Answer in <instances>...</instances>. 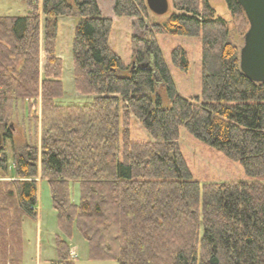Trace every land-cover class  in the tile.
<instances>
[{
	"label": "trees",
	"instance_id": "1",
	"mask_svg": "<svg viewBox=\"0 0 264 264\" xmlns=\"http://www.w3.org/2000/svg\"><path fill=\"white\" fill-rule=\"evenodd\" d=\"M25 1L26 16L0 17V172L15 179L0 189L2 264L21 262L24 219L38 216L41 183L50 188L60 232L71 238L77 228L91 260L264 264V183L201 186L178 143L185 128L239 162L248 176L264 177V83L242 74L229 23L216 17L209 0H169V19L153 23L149 39L133 38L135 68L109 47L112 21L101 15L96 0H43L44 72L39 7ZM224 2L231 16L249 28L237 0ZM148 12L146 0H115V15L137 18L141 28ZM61 17L77 22L74 85L82 96L94 97L89 106L55 103L64 96V63L54 50ZM157 34L201 37V100L179 95ZM172 60L188 70L183 48L173 50ZM39 97L41 152L28 144L13 149L10 160L8 123L18 104ZM131 118L151 141L132 140ZM73 186L79 190L78 204L72 201ZM56 242L58 258L49 264H75L68 243Z\"/></svg>",
	"mask_w": 264,
	"mask_h": 264
},
{
	"label": "rangeland",
	"instance_id": "2",
	"mask_svg": "<svg viewBox=\"0 0 264 264\" xmlns=\"http://www.w3.org/2000/svg\"><path fill=\"white\" fill-rule=\"evenodd\" d=\"M71 4L73 0H68ZM101 15L112 21V30L109 38V47L129 67L135 68L133 63L132 40L134 37L149 39V29L153 23L166 22L172 14L170 12L158 16L148 12L146 26L141 28L137 18L118 17L114 13L115 0H96ZM43 0H32L34 7H39L42 28H41V67L42 72L48 56L44 47V16L42 14ZM210 5L215 9L216 17L222 18L229 23L231 31V42L240 51L244 46V37L248 28L241 26L235 17L231 16L224 0H209ZM74 4V3H73ZM28 13L25 0H0V17H24ZM58 32L55 40V56L64 63L61 82L63 84L64 96L55 103L61 107H84L93 103L94 97H86L79 94L74 85L72 47L75 38L77 22L73 18L61 17L57 20ZM247 29V30H246ZM155 39L162 51L165 63L171 73L176 89L184 98H202V41L201 37L172 36L168 34H157ZM181 47L187 53L189 68L183 71L173 64L172 52L175 48ZM146 64L150 67L151 60L148 54L145 56ZM28 103V104H27ZM41 114L42 99H31L24 104H18L8 126L13 133V143L6 142L8 158L12 160L13 149L21 151L25 145L37 146L41 152ZM133 141L147 142L152 138L148 132L131 118ZM179 147L190 170L192 178L198 181L201 186L214 183H264V177L248 176L241 164L231 160L223 152L198 140L188 133L185 128L179 130ZM2 136H0V139ZM0 172V189L2 186L13 182L12 176H3ZM8 174H11L8 172ZM72 201L79 203V190L77 186L72 187ZM37 218L26 216L22 228V259L20 264H49L58 258L56 241L60 239L68 243L76 259L75 264H118L116 261L91 260L86 240L77 228H74L71 238H67L60 232L57 225V213L53 208L50 188L47 183L39 185ZM11 216L16 214L12 211ZM0 215V222H2ZM11 241V239L9 238ZM1 244V243H0ZM10 245V244H9ZM8 245V256L10 258V246ZM1 246V245H0ZM2 251H0L1 253ZM71 254V253H70ZM8 259L5 264H10ZM0 264L2 262L0 261ZM18 264V263H17Z\"/></svg>",
	"mask_w": 264,
	"mask_h": 264
},
{
	"label": "water",
	"instance_id": "3",
	"mask_svg": "<svg viewBox=\"0 0 264 264\" xmlns=\"http://www.w3.org/2000/svg\"><path fill=\"white\" fill-rule=\"evenodd\" d=\"M247 18L249 28L240 50V70L251 82L264 83V0H237ZM148 9L158 16L166 15L169 0H146ZM157 77V72L154 73Z\"/></svg>",
	"mask_w": 264,
	"mask_h": 264
},
{
	"label": "built area",
	"instance_id": "4",
	"mask_svg": "<svg viewBox=\"0 0 264 264\" xmlns=\"http://www.w3.org/2000/svg\"><path fill=\"white\" fill-rule=\"evenodd\" d=\"M71 256H75V255H73V252L71 251Z\"/></svg>",
	"mask_w": 264,
	"mask_h": 264
}]
</instances>
